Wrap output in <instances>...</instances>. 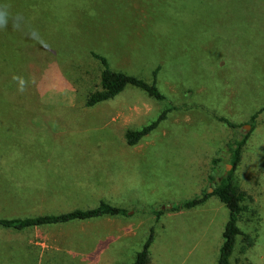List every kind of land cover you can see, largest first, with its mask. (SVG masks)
I'll return each instance as SVG.
<instances>
[{"label":"rangeland","instance_id":"374dc122","mask_svg":"<svg viewBox=\"0 0 264 264\" xmlns=\"http://www.w3.org/2000/svg\"><path fill=\"white\" fill-rule=\"evenodd\" d=\"M0 2L44 41L0 29V47L14 44L20 32L28 40L21 60L10 48L0 61L8 78L0 88V219L86 210L101 201L129 212L0 227V264H131L152 232L150 264H217L226 206L210 196L189 210L168 208L213 190L212 160L234 133L220 118L242 125L245 134L252 115L264 110V0ZM91 52L106 57L112 70L150 83L159 68L156 84L166 99L128 86L86 107L88 93L99 87ZM26 62L39 71L32 68L31 76ZM51 68L73 88L60 87ZM16 76L27 82L23 93ZM170 107L155 130L127 144L128 130L150 125ZM234 179L250 196L238 226L254 245L240 252L239 236L231 264H264V111Z\"/></svg>","mask_w":264,"mask_h":264},{"label":"trees","instance_id":"16d2710c","mask_svg":"<svg viewBox=\"0 0 264 264\" xmlns=\"http://www.w3.org/2000/svg\"><path fill=\"white\" fill-rule=\"evenodd\" d=\"M5 1L6 0H2V2ZM8 1L10 2V0ZM19 35V39L15 41L14 44L11 43L9 47H7V45L1 44V62H5L3 60L9 59L8 53L5 52H7L10 48L12 50V55H17V57L21 60L19 54L21 50L26 47L28 40L26 34H21L20 32ZM17 60V67L14 68V72L16 73L18 72V68L22 66L21 62H19L20 60ZM51 60L56 61V57L54 56V58H51ZM88 60L93 63L94 67H97L99 87L96 90L88 93L86 99V107L91 108L99 103L112 100L120 93H122L128 86L136 87L144 91L149 97L154 98L158 101H164L166 99V97L160 92L156 84V76L158 74L159 68L154 71V80L152 83H150L142 78L129 75L121 71L112 70L107 58L96 52H91L88 56ZM32 68H36L39 71L37 64H28L27 72L30 73L31 76L33 72ZM48 70H52V75H54L60 87H65L68 89L73 88L70 82L67 81L68 79H66L62 75V72H60V70H57L56 68H51ZM3 77L6 76L0 74L1 89L3 87L2 85L6 83L5 79H8ZM39 78L40 75L36 80L35 78H33L32 83L34 84V87L35 84L37 85V83L41 81V79L39 80ZM42 78L44 79L43 74ZM1 104L2 103H0V107ZM172 109L173 107H170L168 110H165L156 121L148 126L143 127L142 129L128 130L125 135L127 144L129 146H134L144 137L149 135L158 127L160 122L166 118V113L168 111H171ZM262 111L264 110H260L252 115L251 119L248 122L250 124V131L245 134L239 133L238 129H240L242 125H235L230 123L226 118H220V121L226 123L230 128H232L234 133L230 140L221 149V156L212 160L211 172L209 174V179L214 183L212 193H208L207 191H205L203 192L201 197L197 196L191 199H184L168 208V210L170 211L177 212L189 210L203 204L210 196H216L226 206L229 212V218L223 233L224 243L222 244V247L220 249L217 264H231V257L234 253L239 236H243L244 241V245L241 247L240 252L244 253L248 248L254 245V240L251 238V236L244 234L238 226L239 220L248 210V206L246 203L250 200V196L236 183L234 174L237 167L242 161L243 152L251 135V132L254 129L255 120L258 117L259 113H262ZM215 175L219 176V179L216 180ZM162 211L163 210H160L156 213L158 216L157 218L161 216ZM128 214L129 212L126 209L119 208L106 201H101L97 207L86 210L75 209L62 214L42 215L23 219H0V227L22 230L24 228H34L47 225L67 224L76 221L93 220L104 216H127ZM153 240L154 234L152 232L148 240L145 242L142 251L137 253L134 262L131 264L151 263L150 247L153 243Z\"/></svg>","mask_w":264,"mask_h":264},{"label":"clouds","instance_id":"9594fccd","mask_svg":"<svg viewBox=\"0 0 264 264\" xmlns=\"http://www.w3.org/2000/svg\"><path fill=\"white\" fill-rule=\"evenodd\" d=\"M11 26L14 30L27 32V34L38 43L43 44L44 41L40 34L26 21L22 14L14 13L11 5L8 3H0V29H6ZM18 83V91L23 93L26 91L27 82L22 77H13Z\"/></svg>","mask_w":264,"mask_h":264},{"label":"water","instance_id":"95a60500","mask_svg":"<svg viewBox=\"0 0 264 264\" xmlns=\"http://www.w3.org/2000/svg\"><path fill=\"white\" fill-rule=\"evenodd\" d=\"M212 191H213V190L211 189V190H210V193H211Z\"/></svg>","mask_w":264,"mask_h":264}]
</instances>
